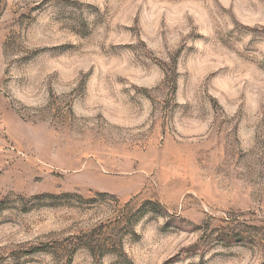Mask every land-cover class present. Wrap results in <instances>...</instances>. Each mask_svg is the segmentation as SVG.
<instances>
[{"label":"rangeland","instance_id":"rangeland-1","mask_svg":"<svg viewBox=\"0 0 264 264\" xmlns=\"http://www.w3.org/2000/svg\"><path fill=\"white\" fill-rule=\"evenodd\" d=\"M0 264H264V0H0Z\"/></svg>","mask_w":264,"mask_h":264},{"label":"trees","instance_id":"trees-1","mask_svg":"<svg viewBox=\"0 0 264 264\" xmlns=\"http://www.w3.org/2000/svg\"><path fill=\"white\" fill-rule=\"evenodd\" d=\"M95 194H97L98 196L106 195L105 193H101V192H96ZM73 196H76V193H63L61 195L49 194V195H46L45 197H51V198H54V197H66V198H71ZM108 252H111V251H108ZM119 255L122 256L123 258H126V254L123 251H120Z\"/></svg>","mask_w":264,"mask_h":264}]
</instances>
